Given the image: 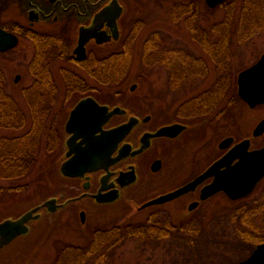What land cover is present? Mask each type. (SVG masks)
<instances>
[{
  "label": "flooded vegetation",
  "instance_id": "1",
  "mask_svg": "<svg viewBox=\"0 0 264 264\" xmlns=\"http://www.w3.org/2000/svg\"><path fill=\"white\" fill-rule=\"evenodd\" d=\"M117 1L118 5H114V0H0V30L8 34L6 38L15 40L13 46L0 50V61L1 59L4 61V63L0 62V72L4 74L5 68L11 67L14 61L12 57L16 59L20 57L24 60L29 58L26 63L23 62L25 63L23 66L29 69L34 82L22 88L33 90L32 99L36 106L40 104L59 106L54 115L57 130L51 128L50 137L52 141L50 150L58 147V151L45 165L47 169H53L56 166L58 175L64 183L57 192L42 197L20 213L0 218V222L7 218L16 219L26 211L38 207L34 214L39 216L27 221L28 232L17 236L20 237L30 234L39 220L54 222L53 218L57 213H62L64 216L76 215L82 226H86L89 219L100 222L109 217L108 220L116 221L106 229H99L101 227L95 225L88 233L89 239L92 234L94 235L93 241L89 243L88 239L82 244L75 245L85 256L89 255L90 248L95 250L99 247L100 244L97 240L95 241L98 234L104 236L109 232L112 233L114 240L111 248L117 250L121 244L119 238L123 233L195 232L198 229V211H202V215L208 217L213 213L215 204L220 205V202L214 204L217 196H222L224 200L228 198L223 191L209 196L202 195L203 188L213 180L214 176L204 178L194 188L170 200L143 208L141 205L190 183L224 155L232 145L243 139H250L249 150L264 145V131L260 135H253L255 127L264 118L263 109L260 117L253 122L243 136L237 137L235 134L222 136L217 141L215 153H209L206 162L198 168L199 154L193 146L195 142L193 133L197 129L198 122L191 123L189 120L196 115L195 113L182 112L180 119L169 120L158 115L148 102L151 99L150 80L142 83L132 81L129 84L123 82L120 84L121 87H114V74L126 72L124 71L126 66L119 65L120 58H123L122 54L124 53L126 58V52H128L127 50L124 52L122 48L127 40L124 36L125 20L135 15L131 11L132 7L128 0ZM243 4L246 7L244 0L237 2L222 0L215 6H211L208 0L158 1L157 6L160 11L168 12V16L170 15L168 22L170 26L166 27L162 24L166 21L154 16L153 11L148 12L144 53L148 54L150 63L153 61L150 58L152 51L162 53L165 58L170 59L174 53L178 54L180 58L176 62V68L179 71L175 77L178 79L177 84L184 82L191 84L196 75H204V67L207 69L213 67L215 57H221L225 61L235 56L236 51L231 49L230 43H228L230 48H226L224 44L220 45V42L219 49L215 50L216 34L224 41H232L230 24L233 20L223 18L217 23L215 11L222 6L235 9L244 6ZM164 12L163 15H165ZM227 15L229 18L231 14L227 12ZM113 24L117 26L116 36ZM183 26H186L189 32L190 40L187 38L188 41L197 42L198 37L203 39L199 45L202 50H205L203 58L206 64L204 66L194 58L191 51L183 50L184 39L181 33ZM81 29L90 30L89 35H92L91 33L93 35L86 39L84 49L75 52ZM166 32L170 33L166 34ZM246 34L250 36V32ZM107 36L110 38L102 41L103 37ZM168 38H171L170 44L163 41ZM263 53L264 51L259 54L258 59ZM191 61L192 67L193 64L196 65L195 71L188 67ZM43 72L48 73L46 77L43 76ZM59 73L65 74V81ZM4 77L6 78L5 74ZM20 77L19 73L14 75L15 84L19 82ZM109 83L113 85L111 91L105 87ZM135 97L143 99L142 105L134 103ZM88 98L99 105L108 106L109 111L117 108L116 112L102 124L100 130L96 129L93 133L95 138H98L95 141L99 144L102 142L99 137L102 132L116 129L114 145L109 144L111 140L107 138H103L101 145L103 149L112 147L110 161L101 163L92 171H85L81 176H66L60 172L62 162L68 158L66 156L69 150L67 139L71 136L66 130V122L76 104ZM242 101L246 104L244 100ZM12 102L17 103L13 99ZM263 105L264 102L253 108ZM93 119H95L94 123L97 122L98 115L95 114ZM127 123H131L129 130L120 133L117 129ZM173 123H181L185 127L173 136L154 135L160 128ZM93 127L95 129L96 125ZM229 136L233 138L231 145L221 148L219 143ZM80 140L81 137L73 141L72 149L79 146ZM84 145V143L81 144V146ZM28 165H30L29 162L18 166L28 168ZM192 169L197 170L192 172ZM17 198L19 200L23 197H15L16 201H18ZM51 198H55L60 206H51L54 207L51 209L43 205ZM104 207L114 208V212L105 215ZM145 211L147 213L140 214Z\"/></svg>",
  "mask_w": 264,
  "mask_h": 264
},
{
  "label": "rangeland",
  "instance_id": "2",
  "mask_svg": "<svg viewBox=\"0 0 264 264\" xmlns=\"http://www.w3.org/2000/svg\"><path fill=\"white\" fill-rule=\"evenodd\" d=\"M158 1L162 0L127 1L135 15L131 19L125 20L124 36L127 40L122 45V48L124 52L126 50L128 52H126V58L125 54H122L123 58H120L119 65L126 66L124 70L126 72L123 73L122 71L120 74H114V87H121L120 84L123 82L129 84L132 81L142 83L150 80L151 99L148 102L151 103L158 115L169 120L171 118L180 119V113L182 112L190 113L192 111L195 113L196 115L189 120L191 123L198 122L197 129L193 133L195 137L193 146L198 151L200 163L198 168H201V165L208 159L209 153H215L217 141L222 136L227 134H235L237 137L243 136L250 129L253 122L260 117L264 109V105L253 109L249 108L238 97L236 82L238 72L254 63L258 59L259 54L264 51V0H244L248 5L246 7L245 4L235 9L222 6L215 11L217 23L221 22L223 18L225 20L233 19L230 24L232 41H224L223 38L220 39V36L216 34V40L214 41L215 50L219 49L218 43L221 42L220 45L224 44L226 48L231 46V49L235 50L236 53L235 56L227 58L225 61L221 57H215L213 67L208 69L204 67V75H196L191 84L186 82L177 84L178 79L175 77L179 71L176 68V62L180 58L178 54L174 53V56L170 59L165 58L162 53L152 51L150 58L153 61L150 63L148 54L144 53L148 12L153 11L154 16L166 21L165 23L162 22V24H165L166 27L170 26L168 23L170 15L168 16V12L160 11L159 6H157ZM251 1L253 2L249 3ZM163 12L165 15H163ZM227 12L231 14L229 18ZM249 32L250 36L246 34ZM169 33L166 32V34ZM181 33L184 39L182 41L183 50L186 52L191 51L194 58L199 60L201 65L204 66L206 64L205 58H203L205 50H202L199 45L202 38L198 37L199 40L197 38V42L188 41L189 32L186 26ZM127 41L128 43L126 44ZM163 41L170 44L171 38L163 39ZM160 43L164 46L163 42L160 41ZM228 43H230L229 46ZM205 44L207 43L205 42ZM176 48L178 47L176 46ZM28 59L12 57L14 61L10 65L11 67L5 68L4 72L6 76V91L14 101L16 100V105H18L16 107L22 111L23 118L21 122L18 121L16 124L19 129L6 130L0 128V135L3 136L5 141H7L6 139L12 140L10 143L14 146L12 148L28 149V153H31V158L27 159L30 160L28 161L30 165H28V168H23V172L20 175L0 178V197H6L4 199L0 198V218L22 212L30 204L37 202L42 197L57 192L59 187L64 184L58 175L56 166L53 169H47L45 165L50 161L49 158L56 155L58 151V147L50 150L52 145L50 137L51 128L56 129L54 115L59 106L57 104L52 106L40 104L36 106L33 104L32 99L33 90L22 88L34 82L29 69L27 70L23 66ZM168 59L170 60L169 62ZM183 59L185 58L183 57ZM24 61L25 63H23ZM0 62L4 63L2 59ZM21 62L23 64H20ZM191 64L192 61L188 63V67L191 68L190 70L195 71L196 65L193 64L192 67ZM17 73L21 77L19 82L15 84L13 78ZM47 74V72H43L44 77ZM59 74L65 81V74ZM227 79H229L228 82ZM111 85L109 83L105 87L111 91L113 87ZM142 100L141 97H135L134 103L142 105ZM205 110H207L206 113ZM35 162L37 163L33 166ZM196 170L192 169L191 171L195 172ZM263 180L258 184V188L264 183ZM263 196L264 192L261 197H252L249 200H245V204L240 205L239 203L232 205L231 201L227 202L222 196H217L214 199V204L221 201L226 213L221 211V214H215L213 219L208 218L211 215L209 214L207 219H205V217H202V211H198V224H200L199 221H211L209 227L212 230L208 226L202 225V228L205 227L202 230L203 232L199 228V232L202 233H196L195 231L191 234H181L187 238L186 241H189L191 235L195 237L198 234V241L201 242V245L196 247V250L199 248L201 254L205 252L204 256L207 253L209 254L208 257H205L209 264H227L240 261V259L248 255L250 248L257 243L258 237L264 234V214L261 216L260 212H253L259 209L262 201L264 202ZM15 197L23 198L19 200L17 198L18 201H16ZM260 198H262L261 201H259ZM244 205L246 210L244 209L242 215H239V217L245 218V224H242L240 218L233 215V211ZM103 209L106 210L105 215H110V213L114 212V208L104 207ZM144 213L147 212H141L140 214L143 215ZM248 214L250 215L248 216ZM212 215L214 216V212ZM53 219L54 222L45 219L39 220L30 234L17 237L12 243L2 248L0 250V264H71L73 261H71L72 257L69 256L74 251L67 250L66 247L86 242L90 237V234H88L90 229L95 225L101 227L99 229H106L116 222L108 220L110 219L109 217L100 222L89 219L87 225L82 226L76 215L64 216L62 213L55 214ZM238 232H240V235ZM133 234L135 236L125 238L119 244V249L117 250L112 249V244L110 245L107 241H100L104 240L103 237L110 238L111 241L114 240L112 233L109 232L104 234V236L98 234L95 241L97 240L98 244H101L95 250L103 251L99 260L102 262L105 255H107L105 264H176L184 260L180 254L176 253L178 249L181 251L182 246H179V248L173 242L172 244L168 242L174 241L172 236L175 234L166 233L170 235L167 237H163L164 234L162 233H153L150 236H145L146 233ZM155 234L162 236L161 242L163 241V244L159 247L156 246V243L152 245L153 242L160 241V239L155 240ZM93 238L94 235L92 234L89 243L93 241ZM217 246L221 247V249H217ZM244 246H247V248L245 249ZM168 247H170V251ZM174 252L175 254H173ZM65 253H67L66 258L64 256L60 260L62 258L61 255H65ZM222 253H225L224 256L221 255ZM89 256L86 257V261H88Z\"/></svg>",
  "mask_w": 264,
  "mask_h": 264
},
{
  "label": "water",
  "instance_id": "3",
  "mask_svg": "<svg viewBox=\"0 0 264 264\" xmlns=\"http://www.w3.org/2000/svg\"><path fill=\"white\" fill-rule=\"evenodd\" d=\"M222 0H208L211 6H215ZM118 1L114 0V5ZM116 22V21H115ZM114 35H117V26L112 25ZM90 30H80V38L75 52H80L84 49V43L88 39ZM7 33L0 30V50H5L15 44V40L11 41L7 37ZM105 39L109 36L103 37ZM80 56V55H79ZM237 92L238 95L248 104L249 107H254L259 103L264 102V53L251 66L243 69L237 75ZM117 108L108 110V106L99 105L94 101L83 99L76 104L71 110L69 118L66 122V130L71 134L67 139L69 150L66 153L68 158L62 162L60 172L66 176H81L85 171H92L103 162H109L110 150L101 147L103 138L111 140L109 144L114 145V130L102 132L99 136L102 140L99 144L95 141L93 133L96 129L101 128L108 118L115 113ZM98 115L97 122H93L94 115ZM96 125L94 129L93 126ZM131 123L119 127L117 130L126 132L129 130ZM185 125L181 123H173L160 128L154 135H169L173 136L180 132ZM264 131V118L258 123L253 131V135H260ZM81 137L78 147L72 149L73 141ZM232 137L224 138L219 146L226 148L231 145ZM85 144L81 146V144ZM250 139H243L232 145L228 151L212 163L205 172L200 174L190 183L172 191L168 194L156 197L141 205V208L150 204L162 203L164 201L175 198L181 193L190 190L208 176H214L213 180L203 188V196H209L218 191H223L227 197L236 200L246 197L253 192L259 181L264 177V145L257 149L249 150ZM138 151V150H137ZM207 198V197H201ZM48 206H60L56 203L55 198H51L43 203ZM38 207L32 208L16 219L7 218L0 222V248L7 245L17 236L28 232L27 221L35 219L39 214H34ZM233 264H264V243L258 244L252 253L239 262Z\"/></svg>",
  "mask_w": 264,
  "mask_h": 264
},
{
  "label": "trees",
  "instance_id": "4",
  "mask_svg": "<svg viewBox=\"0 0 264 264\" xmlns=\"http://www.w3.org/2000/svg\"><path fill=\"white\" fill-rule=\"evenodd\" d=\"M16 106H18V105H16L15 102H12L11 95L8 94L6 91L4 74L0 72V128H4L6 130L19 129L18 125H16V124L18 121L21 122V119L23 118V116H22L23 114H22V111H20V109L17 108ZM1 136L2 135H0V178L18 176L23 172V167H19L18 165L19 164H25L26 165L27 162L30 161L27 159L31 158V155H30L31 153L29 154L28 149H26V148H23L21 150L12 148V147H14L13 145L10 144L12 142V140L6 139L7 141H5L3 139V136L2 137ZM263 192H264V183L260 186V188H258L257 191H255L252 195H250L249 198L243 199V200L241 199L238 201H231L233 203L232 205L237 204V203H239V205L245 204V200H249L252 197H261V194ZM261 200H262V198H260L259 201H261ZM244 207H245V205L240 206V208H238L236 211H233V215L235 217H239V215L241 216L243 213V210L245 209ZM213 208H214L213 209L214 215L219 214V213L221 214V211H223V213H226V210L223 209L221 204L220 205L215 204V206ZM253 212H255V213L260 212V215L262 216L264 214V202L262 201L260 203L259 209L256 211H253ZM224 215L226 216V214H224ZM249 215L250 214H248V216ZM202 217H205V216L202 215ZM216 217H219V216H216ZM210 218L213 219L214 218L213 215ZM239 218H240L241 223L245 224V218H241V217H239ZM205 219H207V217H205ZM202 222L199 221V223L201 225L198 224V229L196 230V233L199 232V228L201 231L204 230L205 227L202 228L203 227L202 225L208 226V228H210L212 230V228L209 227V225H210L209 223L211 221L208 222V220H207V221H202ZM211 230H209V231H211ZM202 232H199V233H202ZM238 234L240 235V232H238ZM147 235L150 236V235H153V233H150V234L146 233L145 236H147ZM132 236H135V235L133 233L121 234V237L119 238V243L123 242V240L125 238H129ZM164 236L167 237L170 235L164 234ZM154 237H155V240L160 239V241L158 240L159 242H157V241L153 242L152 245H154V243H156V246H158V247L161 246L163 244V241L161 242L162 238H161L160 234L159 235L155 234ZM172 237H174V241H168L169 244H172V242H173V244L178 245V247L182 246L181 251H179V249H178V251L176 252L177 249L175 250V252L177 254H180L181 257L184 259L183 261H180L181 263L177 262L178 264H209L206 261L207 259H205V257L209 256V254L207 253L206 256H204L205 252H204V254H201V252H199L200 251L199 248H197V250L199 249L198 251L196 250V247L201 245V242L198 241L199 240L198 234L195 237H193V235H191V238H189V241H186L187 238L184 237L181 233L175 234ZM103 238H104V240H100V241H102V242L107 241V243H110V245L113 242V240L111 241L110 238H108V239L105 237H103ZM256 242L257 243L264 242V234L260 235ZM66 248H67V250L70 249V250L74 251L69 256V257H72L71 261H73V263H71V264H97V263L101 262L99 259H100L101 254L103 253V251H100V250L99 251H97V250L93 251L90 248L89 249L90 250V254H89L90 256L88 255L89 259H88V261H86V257H88V256L83 255L82 251L79 247L69 246ZM244 248H247V246H244ZM217 249H221V247L217 246ZM168 250L170 251V247H168ZM75 252H77V253H75ZM175 252L173 254H175ZM198 252H199V255H198ZM224 254L225 253H222L221 255L224 256ZM66 255H67V253H65V255H61L62 258H60V260L63 259L64 256L66 258ZM106 256L107 255H105V257L103 258V261L100 264H105V262L107 261ZM213 264H217V263H213Z\"/></svg>",
  "mask_w": 264,
  "mask_h": 264
}]
</instances>
